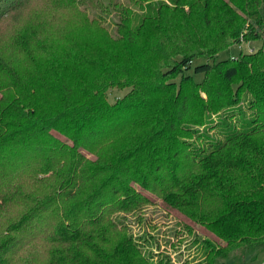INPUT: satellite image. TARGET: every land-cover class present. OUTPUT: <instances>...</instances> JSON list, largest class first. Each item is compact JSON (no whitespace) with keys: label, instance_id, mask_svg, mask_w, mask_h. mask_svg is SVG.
<instances>
[{"label":"trees","instance_id":"16d2710c","mask_svg":"<svg viewBox=\"0 0 264 264\" xmlns=\"http://www.w3.org/2000/svg\"><path fill=\"white\" fill-rule=\"evenodd\" d=\"M0 35V264L264 249V49L218 59L264 36V0H0ZM242 94L246 112L209 123ZM136 186L184 219L172 234L196 259L132 232L153 205Z\"/></svg>","mask_w":264,"mask_h":264},{"label":"rangeland","instance_id":"374dc122","mask_svg":"<svg viewBox=\"0 0 264 264\" xmlns=\"http://www.w3.org/2000/svg\"><path fill=\"white\" fill-rule=\"evenodd\" d=\"M25 16V14H23ZM9 21H6V28H9L11 25L10 23H8ZM9 30V29H8ZM8 30H4L1 32V35H5L6 32ZM0 35V42L2 41V36ZM1 44V43H0ZM260 49H264V36L260 39V40H255V41H250V42H240L235 44L234 46H232L230 49H228L227 51H225L224 53L218 55V59H225V58H237L240 54L243 55H251V54H255L257 51H259ZM108 51H106L107 54ZM118 63H121L120 59H117ZM106 62V61H105ZM40 63L37 65V67L39 68ZM193 75V74H192ZM193 79L199 83L203 82L204 78L202 75L200 76H195L193 75ZM98 80V78H97ZM129 92V89H124L122 87L120 88H112L107 92V100L110 103H115L118 99L123 98L127 93ZM202 97L204 99L205 95L202 94ZM246 97L245 94H242L239 98L234 99V101L232 103H230V105H227L225 107H223L222 109L219 110L218 113H213L211 115V118L209 119V123L216 125L218 118L223 116L222 113L225 112V110H228L229 108H238L241 109L242 111L246 112L247 110V104H246ZM210 125H201V126H197L196 129L200 132V133H205V135L210 136L211 138H217L218 135L216 133V131H212V132H208L207 128ZM144 127V126H143ZM141 127L142 129H140V131H144L146 132V130H151L147 127ZM151 128V127H150ZM57 137H59L60 139L64 138L59 135H57ZM86 154V153H85ZM89 159H94V157L92 156H88ZM135 191H140L142 192L143 195H146L148 197H151L153 200V205H149V206H145L142 207V209L140 211H138L140 213V215H142L141 219H147V224L146 226L143 227H139L136 225L131 226L132 227V232L136 235L144 233L145 230L147 229L148 232H150V235L156 236L157 233L159 234V236L157 237L159 243L161 244V250H165L167 251L168 254L171 255V257L173 258H180L181 262L182 260H192V259H196L198 257V254L195 250V248H190L187 249L185 247L188 239L186 238L185 240L182 239L183 236H175L172 233H175V230L177 229H182L183 230V225H178L176 223L179 222V224L181 222H184V219L182 218H178L173 216L172 214L168 213L167 210L163 207V205L161 204L160 201L156 200L150 193H146L145 190H143L140 186H136V190ZM155 204V205H154ZM175 215L179 216L178 214L174 213ZM180 217V216H179ZM127 218L129 220H133L134 217L130 215L127 216ZM156 231H152L153 228H156ZM193 229L196 230V232H199L200 234H204L201 230H199L196 226H193ZM195 227V228H194ZM152 232V233H151ZM185 238V237H184ZM166 240H169L170 243L173 245V248H169L168 246H164V243ZM225 264H264V249H260L258 251H251L248 252L245 255L242 256H236L235 259L232 258L231 260L227 261Z\"/></svg>","mask_w":264,"mask_h":264}]
</instances>
